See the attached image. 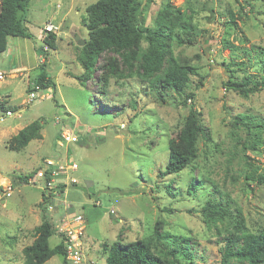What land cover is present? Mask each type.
I'll list each match as a JSON object with an SVG mask.
<instances>
[{
	"label": "rangeland",
	"instance_id": "obj_1",
	"mask_svg": "<svg viewBox=\"0 0 264 264\" xmlns=\"http://www.w3.org/2000/svg\"><path fill=\"white\" fill-rule=\"evenodd\" d=\"M167 1H142L140 14L145 26L154 25ZM171 1L191 15L197 34L193 45L171 42L173 57L191 69L185 91L193 93L194 107L207 131L208 139L200 136L198 140L195 160L178 173L159 176L168 161L169 139L175 138L183 125L190 100L182 105L183 96L169 89L164 90V101L158 99L147 80L133 70L132 75L127 74L120 52L103 51L94 73L81 83L76 79L84 70L76 60L74 35L85 41L88 33L82 8L78 13L70 12L69 19L56 24L60 26L56 48L49 50L43 65L54 84L40 92L44 98L24 102L31 77L41 70L39 63L30 73L0 80V100L12 111L0 118V185L9 183L11 188L10 196L0 198V264H23L21 249L32 241V228L42 218L41 192L58 210L70 206L63 218L73 211L85 219L84 256L77 264H105L103 246L114 241L127 243L150 237L156 245V221L162 232L186 240L197 256L194 261L182 257L181 264H219L217 233L225 224L207 225L200 216L201 205L213 190L232 211L241 212L251 231L264 229V130L255 150L243 149L244 131L240 123L238 127L233 124L238 114L264 122V89L243 97L224 85L230 76L240 78L257 72L253 54L255 46L264 48V0ZM31 4L35 7L37 3L32 0ZM49 6L59 12L55 3ZM27 21L24 25L29 30ZM224 43L238 49L233 51ZM24 44L7 57L1 53L4 61L10 56L14 63L22 52L36 61L34 46H38ZM44 45L42 42L40 47ZM245 50L250 54L242 53ZM240 56L246 64L233 66L232 60ZM109 63L117 68V74L109 71ZM35 119L44 121L42 137L19 151L10 150L11 135ZM65 124L76 126L78 139L59 147L57 134ZM57 156H66L78 165L73 173L77 183L67 186L66 193L57 188L46 195L39 177L25 184L17 180L19 176H33V171L43 167V159ZM193 178L199 187L188 194ZM50 206L48 211L59 224L61 218ZM58 242L59 233L49 238L51 247ZM43 264L64 263L57 254Z\"/></svg>",
	"mask_w": 264,
	"mask_h": 264
},
{
	"label": "trees",
	"instance_id": "obj_2",
	"mask_svg": "<svg viewBox=\"0 0 264 264\" xmlns=\"http://www.w3.org/2000/svg\"><path fill=\"white\" fill-rule=\"evenodd\" d=\"M142 1L96 0L86 6L83 23L88 39L82 46L75 44L78 48L76 60L84 71L75 77L80 83L90 77L99 66L101 53L112 49L120 52L121 64L127 70V74L132 75L133 70L140 79L147 80L149 88L155 92L158 99L164 101V90L169 89L176 95L183 96L182 105L190 100L189 111L183 125L175 138L169 139L168 161L164 170L159 173V176L163 177L187 168L197 156L200 136L208 139L201 113L193 104L194 95L185 91L191 69L186 63L177 61L171 50L172 41L177 45H193L197 34L190 21L191 15L174 6L171 0L165 2L159 9L154 25L145 26L140 14ZM29 3L30 0H0V53L5 51L8 37L20 36L33 39L24 25ZM43 43L48 49L39 48L38 52L44 57V61L39 62L38 69L41 70L31 77L32 84L27 87L28 91L34 89L33 84L40 85L42 89L54 87L43 70V65L46 63L49 50L56 48L55 34L45 35ZM224 45L233 51L238 49L231 43ZM254 48L256 51L253 56L255 60L257 59L255 62L257 72L244 74L240 78L230 76L224 83L226 89L243 97L264 89V48L257 46ZM242 53L250 54L247 50ZM247 60L249 61L250 58ZM231 64L241 67L246 61L240 56L239 60H232ZM108 65L109 71L114 75L117 74V68L112 63ZM230 72L233 73L232 70ZM119 75H122V72ZM102 80L105 81V78L102 77ZM7 108L3 101H0V110H10ZM12 110L15 111L16 108ZM239 123L245 136L242 140L243 149L255 150L262 142L264 122L250 119L248 115L238 114L233 124ZM43 125L42 119H35L24 125L9 138V149L19 151L31 140L40 139ZM36 172L37 170L33 171V174ZM31 176V174L19 176L17 180L25 184ZM196 182L197 179L193 178L188 186V194L199 187ZM3 190V185H0V192ZM215 192L216 190H213L207 195L201 205L200 216L207 225L225 224V227L217 233L220 244L219 264H264V229L251 231L241 212L238 209L232 211L227 201H222L224 199L222 195L221 198L217 197ZM51 204L52 200L41 192L39 206L42 209V218L39 224L32 228V241L21 249L23 264H43L57 254L61 256L64 264L69 263L65 258L61 237L60 242L52 247L49 245V238L57 233V223L53 221V215L48 211ZM153 239L157 242L156 245L150 242V237L127 243L114 241L110 245H104L105 264H181L182 257L190 261L197 258L186 240L162 232L159 221L154 224Z\"/></svg>",
	"mask_w": 264,
	"mask_h": 264
},
{
	"label": "built area",
	"instance_id": "obj_3",
	"mask_svg": "<svg viewBox=\"0 0 264 264\" xmlns=\"http://www.w3.org/2000/svg\"><path fill=\"white\" fill-rule=\"evenodd\" d=\"M44 35L48 33L59 31L58 25H53L50 21H47L43 24ZM43 50H47L48 47L44 45ZM44 61V57L40 56V62ZM5 73L0 71V80L4 79ZM33 90L29 91L25 103L32 102L37 98H44V94H40L45 89H42L40 85L33 84ZM48 89V88H47ZM11 110H6L5 115H11ZM76 126H66L63 125L57 134L56 144L59 147L71 142H76L78 139ZM77 163L68 160L66 156L64 158L60 157H46L43 159V167L37 169V172L33 176L27 179V182H35V178L39 177L43 180L44 186L42 190L45 191L46 195H50L52 189L62 188V192L66 193V188L69 185H75L77 179L74 176V172L77 170ZM11 195V188L9 184L6 188L0 192V198L2 196L8 197ZM65 201V200H64ZM113 210V209H110ZM57 233H59L62 238L64 245V252L66 260L71 264H77L82 261L84 256L82 238L85 230V219L81 214L73 213L65 218L59 220V224L56 225Z\"/></svg>",
	"mask_w": 264,
	"mask_h": 264
},
{
	"label": "crops",
	"instance_id": "obj_4",
	"mask_svg": "<svg viewBox=\"0 0 264 264\" xmlns=\"http://www.w3.org/2000/svg\"><path fill=\"white\" fill-rule=\"evenodd\" d=\"M31 1L32 0H30L29 6H28V10H27V14H26V21L28 20L27 22H28L29 27H30L28 31L32 34L33 39L26 38V37H20V36L8 37L7 47L4 51L5 52L4 55H6V57H7V55H9V53L14 54L13 52L20 51L23 47H25L24 46L25 42H27V44L31 48L32 47L31 42H33L34 45L38 46L37 47L38 49L36 48V46H34L35 47L34 48V54H35L34 59H36V61L30 60L27 57V53H25V52L17 54V56L19 58L15 57L14 63H12L11 59H9L10 56L8 57L7 61H4L5 58L2 57L1 53H3V52H1L0 53V71L4 72L5 76H8V78H10V79L16 77L17 75H20V73L24 72V71H26L27 73H30V70L34 69L38 65V63L40 62L41 54H39L38 51H39V47L41 46V44L43 42L44 32H43L42 27H43V24L45 22L50 21L51 23H53V25L64 22L65 20L69 19L70 12L78 13L81 10V8L85 13V7L95 0H93V1H91V0H34V2L37 3L35 5V7H32ZM50 3H55V6H57V7L59 6V12H58V9H56V8L51 9L49 6ZM82 5H83V7H82ZM58 27L60 28L59 25H58ZM72 33H74V32H72ZM55 36H57V34H55ZM69 44H70V46H72L74 48L73 44H71V43H69ZM48 55H49V53H48ZM47 61H48V57H47L45 62L47 63ZM64 202H66V201H64ZM66 205H67V203H66ZM50 207H51V211L56 210V213L59 216V218H62L65 215V213L69 212L70 206L67 205L65 210H64V208H62L63 211H61V209L58 210V208L56 209V204H53ZM70 213L73 214L74 212L71 211ZM105 256H106V254H105ZM90 260H91V258H90Z\"/></svg>",
	"mask_w": 264,
	"mask_h": 264
},
{
	"label": "water",
	"instance_id": "obj_5",
	"mask_svg": "<svg viewBox=\"0 0 264 264\" xmlns=\"http://www.w3.org/2000/svg\"><path fill=\"white\" fill-rule=\"evenodd\" d=\"M74 41H75V43L78 45V46H82L84 43H85V41L84 40H82V39H80L79 37H78V35H74ZM0 118L3 116V114H4V111L3 110H0ZM121 132H126V130H123V131H121ZM6 186H7V184L6 185H4L3 187L4 188H6Z\"/></svg>",
	"mask_w": 264,
	"mask_h": 264
},
{
	"label": "clouds",
	"instance_id": "obj_6",
	"mask_svg": "<svg viewBox=\"0 0 264 264\" xmlns=\"http://www.w3.org/2000/svg\"><path fill=\"white\" fill-rule=\"evenodd\" d=\"M59 29H60V28H59ZM52 33H53V34H57V33H55V32H52ZM44 34H45V33H44ZM44 37H45V35H44ZM44 37H43V38H44ZM4 114H5V111H4ZM4 189H5V188H4Z\"/></svg>",
	"mask_w": 264,
	"mask_h": 264
}]
</instances>
